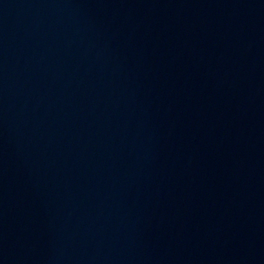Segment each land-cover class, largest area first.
<instances>
[{"label":"water","instance_id":"obj_1","mask_svg":"<svg viewBox=\"0 0 264 264\" xmlns=\"http://www.w3.org/2000/svg\"><path fill=\"white\" fill-rule=\"evenodd\" d=\"M0 264H264V0H0Z\"/></svg>","mask_w":264,"mask_h":264}]
</instances>
